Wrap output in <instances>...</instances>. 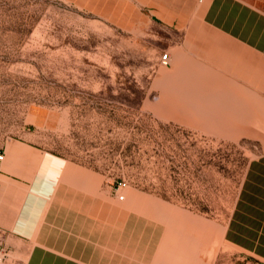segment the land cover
Here are the masks:
<instances>
[{"label": "rangeland", "instance_id": "374dc122", "mask_svg": "<svg viewBox=\"0 0 264 264\" xmlns=\"http://www.w3.org/2000/svg\"><path fill=\"white\" fill-rule=\"evenodd\" d=\"M124 1L126 25L76 0H0V149L50 153L35 192L66 164L62 186L112 222L114 264H264V214L226 232L264 156V91L220 76L187 34L192 19ZM24 259L0 237V264Z\"/></svg>", "mask_w": 264, "mask_h": 264}, {"label": "crops", "instance_id": "0c3cea01", "mask_svg": "<svg viewBox=\"0 0 264 264\" xmlns=\"http://www.w3.org/2000/svg\"><path fill=\"white\" fill-rule=\"evenodd\" d=\"M76 1L85 8L105 11L110 20L121 25L128 23L132 11L124 0L119 1L120 7L115 0H104V4L100 0ZM139 1L160 17L192 19L187 34L201 35V55L220 69V76L250 90L264 91V0H196L194 10L192 0L184 4L170 0L172 6L167 8L160 7L156 0ZM177 6L184 9L177 10ZM190 41L192 44V38ZM2 147L0 237L5 248L11 253L23 250V264H114L112 222L98 218L99 212L107 213L100 208L98 211L96 199L90 201V197L62 186L66 164L46 171L42 187L35 192L31 188L41 174L47 152L28 141L10 140ZM243 193L227 235H239L235 230L247 215L254 219L252 214H264V197H258L264 194V156L250 162ZM262 220L255 241L264 236V216ZM120 261L123 264L125 256Z\"/></svg>", "mask_w": 264, "mask_h": 264}, {"label": "built area", "instance_id": "2783aa9c", "mask_svg": "<svg viewBox=\"0 0 264 264\" xmlns=\"http://www.w3.org/2000/svg\"><path fill=\"white\" fill-rule=\"evenodd\" d=\"M169 54L168 53H164L163 55L160 56L159 58V63L161 66H168L169 65ZM3 158V154L0 153V160Z\"/></svg>", "mask_w": 264, "mask_h": 264}, {"label": "bare ground", "instance_id": "6f19581e", "mask_svg": "<svg viewBox=\"0 0 264 264\" xmlns=\"http://www.w3.org/2000/svg\"><path fill=\"white\" fill-rule=\"evenodd\" d=\"M203 95V94H202Z\"/></svg>", "mask_w": 264, "mask_h": 264}]
</instances>
